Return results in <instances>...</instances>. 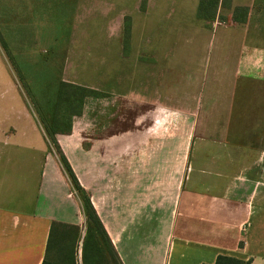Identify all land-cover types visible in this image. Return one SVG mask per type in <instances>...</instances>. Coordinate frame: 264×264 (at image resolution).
Wrapping results in <instances>:
<instances>
[{
	"label": "crops",
	"instance_id": "obj_1",
	"mask_svg": "<svg viewBox=\"0 0 264 264\" xmlns=\"http://www.w3.org/2000/svg\"><path fill=\"white\" fill-rule=\"evenodd\" d=\"M225 1L214 21L197 19L214 34L207 74L179 77L176 105L163 94L174 110L161 129L128 148L58 136L122 264H264V37L248 25L255 0ZM236 7L249 9L246 23L233 21ZM5 93L0 264H42L52 222L83 228L85 218L34 110Z\"/></svg>",
	"mask_w": 264,
	"mask_h": 264
},
{
	"label": "rangeland",
	"instance_id": "obj_2",
	"mask_svg": "<svg viewBox=\"0 0 264 264\" xmlns=\"http://www.w3.org/2000/svg\"><path fill=\"white\" fill-rule=\"evenodd\" d=\"M197 11L195 0H0V37L28 84L36 76L43 77L44 96L57 80L107 94L86 99L82 115L73 120L72 133L62 139L74 135L80 143L82 139L118 137L127 140L128 148L161 129L165 112L174 110L162 105L163 94L170 93L169 106L177 104L179 77L207 74L214 34L205 28L206 22L197 20ZM248 25L255 30L261 27L255 36L264 37V0H255ZM8 56L0 42V91L9 92L11 100L12 90L17 91L33 109ZM42 92L39 95L44 97ZM49 144V153L80 200L57 149ZM77 254L80 264V248Z\"/></svg>",
	"mask_w": 264,
	"mask_h": 264
},
{
	"label": "trees",
	"instance_id": "obj_3",
	"mask_svg": "<svg viewBox=\"0 0 264 264\" xmlns=\"http://www.w3.org/2000/svg\"><path fill=\"white\" fill-rule=\"evenodd\" d=\"M220 5L231 8L228 1L200 0L197 19L214 21ZM248 14L249 9L247 7H236L233 11V21L236 23H246ZM125 31L127 44L130 36L129 17L127 18ZM0 42L3 49L9 55L8 57L19 80L23 83V87L30 98L33 109L43 126L47 138L57 149L67 176L71 180L74 189L80 194L82 211L86 218L85 228L58 221L52 222L42 264H78V248H80L81 252L80 264H122L92 204L90 196L80 186L71 165L57 144V137L59 135H70L72 133L73 120L82 115L86 99H101L107 96V94L79 84L57 80L51 83L44 96L41 91L43 77L36 76L33 84H28L23 69L8 53V47L1 37ZM40 92H42L44 97L39 95ZM214 264L251 263L234 257L220 255Z\"/></svg>",
	"mask_w": 264,
	"mask_h": 264
}]
</instances>
